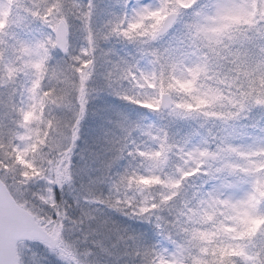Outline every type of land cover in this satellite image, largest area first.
I'll use <instances>...</instances> for the list:
<instances>
[{"label": "rangeland", "instance_id": "374dc122", "mask_svg": "<svg viewBox=\"0 0 264 264\" xmlns=\"http://www.w3.org/2000/svg\"><path fill=\"white\" fill-rule=\"evenodd\" d=\"M125 1L91 0L94 5L91 26L97 44L90 57L94 63L92 68L89 69L91 79L87 85V115L77 129L74 110L76 100L73 103V95L76 93V85L73 82L75 62L72 57L81 56V49L86 48L88 45L83 25L73 15V12L77 10L73 8V4L86 7L88 2L85 0H60L63 12L69 16V21L76 20L79 22V28L70 24L75 36L78 37L79 32L83 35L79 46L75 44L70 46L68 55L63 56L56 50L51 51L50 60L48 61V75L43 79L45 88L56 90V103L49 104L45 112V119L52 120L57 124V134L54 137L52 146L44 147V149L48 150L47 152L28 153L26 157H22V163L19 166L5 150H0V161L9 165L6 176L7 183L14 185L18 189L17 196L21 201V206L34 215L48 233L53 228L57 232L61 231V222L63 223V236L58 239L56 247L51 250L48 247H44L43 244L23 243L19 245L24 257V264H57V260L62 262V264H87V257L92 255L91 250L80 251L77 248V245L84 244L91 245L92 248L97 249L105 256H112L117 249L121 250L123 255L126 256L124 253L126 252L123 241L124 236L118 229L117 232H111L108 229L107 225L109 223L105 221L106 219L98 218L99 206L102 204L99 199V193L96 195H92V193L98 185H104L108 181L109 164L115 160L112 147L116 145V142H112V137L115 134H120L121 127L127 122H131L134 117H139L144 112L145 114L152 113L164 127L167 126L165 132L167 134L166 145L170 146V150L158 158L160 169L165 173L167 171L162 167L169 169L172 163L176 169L177 166L191 167V164L187 162V153L200 147H210L214 150L225 136V129L231 131L234 127L237 130V133L234 134V143L246 154L250 146H254L260 140H264V132L260 131V129L264 128V108L253 107L250 112L246 110L240 111L239 101L242 98L239 93H235V95H239L237 99L240 98V100L231 103V97L228 98L227 95H223L218 85L212 86L208 90L205 84L200 82L199 78L195 81L193 90L203 91L209 95L200 97L205 99V104L195 111L188 112L187 110L175 108L176 104L181 103L192 104L195 107L194 101L184 100V93L179 91L169 92L173 106L170 111L165 113L160 112L159 106L154 108H136L120 103L117 100L118 94L124 90V82L126 80L130 81L129 79H121L120 70L127 66H133L135 75L139 76V72L136 71V68L134 69L131 56H134L135 59L137 57L142 58V61L139 62V69L150 74L153 71L151 72L150 69L145 71L142 66L145 62L152 61L154 57L148 56L146 53L153 49H158L164 54V49L171 45L172 48L178 49V51L171 53L168 58L162 55L159 61L160 66L162 64L166 65L165 75L167 76V70H170L167 65H170L174 59L194 64L195 58L193 56L196 49V47L192 46L186 47L183 42L184 38L190 35L185 25L192 23V17L183 21L181 27L167 38L166 43L160 39L151 44L149 42L150 37L141 34H136L132 42L116 35H111L107 40H104L103 37L111 31V27L117 21L122 22V29L126 28L127 20L125 17L128 15ZM149 1H151V6L154 7L153 0ZM52 2L53 0H4L2 8L4 10H0V53H3L2 60H0V121L9 129H16L14 122L17 119V115L13 111V107L19 110L29 105L30 99L27 89L36 78V73L30 67H26L35 57L23 55L20 51V46L22 43L34 45L42 39L43 34L47 31L43 22L34 20L30 13L39 12L43 14L45 8ZM161 2L162 0H154V3L159 6ZM214 3L215 0H205L202 7L207 6L208 11L213 13L214 9L211 6ZM127 19L129 18L127 17ZM200 22L212 23V21ZM152 23L154 21L145 20L144 28L140 29L139 32H144ZM239 27L240 23L233 24L229 33L233 36V40L230 42L228 35H224L226 38L223 37L222 44L227 45L230 43L232 52L239 48L240 50L242 49V52H247L248 55L255 53V56L258 57V45L262 44L263 40L257 39L254 32L248 29L234 31L238 30ZM245 35L253 37V41H246L244 39ZM188 43H192V39ZM241 44H243L242 48ZM222 49L227 57H231L224 48ZM160 66L156 72L157 75H160ZM7 67L17 69L11 78L6 73L5 69ZM54 67L63 70L59 78H53L51 75V69ZM214 67L218 69L215 65ZM261 72H264V69L256 72V78H251L250 76L246 80L250 81L252 94L256 92V97L264 99V83L259 78ZM109 73H111V76H109ZM174 76L184 79L186 73L182 69L176 70ZM202 77L200 78L202 79ZM253 80H255L254 83L252 82ZM165 82L167 83V80ZM232 86L236 88L237 85ZM213 90L220 91L219 99L212 98L210 93ZM149 92L151 93V89ZM153 93L150 94V99L154 97L155 94L153 95ZM156 98L158 99V95ZM225 99H227V105L223 103ZM237 113L239 114L237 115ZM36 127L37 125L33 123L32 128L35 129ZM74 129L77 130V139L72 141L71 133ZM64 132L68 133L67 137L63 135ZM147 132L150 133V130L148 129ZM240 132H243L244 135H239ZM3 140L7 143L6 135ZM65 140L68 142V147L72 149L68 153L70 159L73 155V149L78 146V158L82 162V166L75 174L71 170L69 181L65 182L63 186H71L75 175L78 181H82L79 185L80 189L89 193V195L82 197V199H74L67 206L62 205L63 207L58 211L53 206L52 181L48 177L57 176L62 178L68 168V159L60 151L56 150ZM110 142L112 143L110 144ZM62 151L67 152V149ZM53 153L57 154L58 157L55 167L45 169L42 165L45 163L51 164L50 157ZM174 154L184 156V159L180 157V160L178 159L174 162L172 158L176 157L173 156ZM249 158L246 155V157L239 159L232 157V160L235 163L244 164ZM227 159V154H225L222 162H226ZM45 171L48 172V175H45ZM197 171L203 173V170ZM24 173L27 175L25 176ZM0 179H5V176L0 174ZM126 185L129 191L124 202L125 206L134 210L140 209V207L147 208L150 198L147 195L148 192H145V188L143 186L137 188V183H133V181L127 182ZM57 187L61 188L59 184H57ZM129 193H132V195H129ZM25 205L26 207H24ZM46 209H51L52 212L50 213ZM72 209H75V211L72 216H69L68 213ZM134 210H132L133 214L131 215L133 217H135ZM65 222L70 224L71 227L66 229ZM137 223H141V221ZM81 226H84L83 231H81ZM121 230L124 231V229ZM72 232L80 233L78 240L72 238ZM58 249H63L64 253L62 254ZM170 255V251L162 254L165 257ZM181 264H183L182 261Z\"/></svg>", "mask_w": 264, "mask_h": 264}, {"label": "snow or ice", "instance_id": "6c2138e0", "mask_svg": "<svg viewBox=\"0 0 264 264\" xmlns=\"http://www.w3.org/2000/svg\"><path fill=\"white\" fill-rule=\"evenodd\" d=\"M214 12L209 15L207 6H200L199 0H162L159 7L144 6L137 7L133 10L132 18L127 20L126 28L122 29V22L117 21L111 27V31L103 37L107 40L109 36L116 35L123 37L125 40L132 42L136 34L146 35L152 41L162 39L170 31H172L178 22L182 21L188 10H192V23L186 24L185 28L192 35V43L200 41L197 51L201 53V62L197 64H189L184 60H173L170 65L171 69L167 77H165V67L160 66L159 85L157 86V74L155 70L152 73H146L143 70L136 69L139 76L135 75L133 66H127L121 69V79H129L133 82H142L140 86L146 85L152 89L156 95L151 99L140 100L128 96L127 94H118L119 98L129 103L137 104L142 108H154L162 103V98L166 93L179 91L182 93H190L193 91L195 81L202 75H207L209 71H213V65L208 63L211 57L220 58V49L217 46L222 45L224 35H228L231 42L233 36L228 34V29L233 24H239L243 21L249 26V30L253 31L255 37L264 40V0H215L211 6ZM73 8L77 9L73 15L79 19L83 25L86 34L87 47L81 49V56L72 57L75 65L73 67V82L76 85L74 110L76 113L75 123L77 129L81 121L87 115L88 93L87 85L91 79V72L94 61L90 59L92 52L96 47V40L91 26V18L94 5L89 0L87 6L73 4ZM34 20L43 22L47 31L43 34L41 40L34 45L21 44L20 51L23 55L34 56L26 67H30L35 73L36 78L32 81L31 86L27 89L30 103L27 107L17 110V119L15 120L16 129H9L0 121V150H5L13 161L19 166L22 163L21 158L26 157L31 152H41L44 147H51L54 137L57 134V124L52 120L45 119V112L49 104L56 103V90L44 87L43 79L48 75V61L52 50H58L65 55L69 54L70 49V29L69 16L63 12V6L60 0L53 2L45 8L43 14L39 12L30 13ZM201 18L212 23H201ZM152 20L154 23L150 25L144 32L138 30L144 28V21ZM248 42L253 41V37L244 36ZM243 44H241V48ZM260 56L255 61V66L249 64L247 52H241L238 48L235 52L231 51V44L223 45L224 50L234 57L231 61L233 69L237 75L236 80L241 76L255 77L256 72L264 69V45H260ZM178 49L169 45L164 49V53L171 54ZM146 55L154 57L151 63H159L162 53L158 49H153ZM3 53H0L2 60ZM227 59V56L222 57ZM180 67L186 76L184 79L174 78L172 73L177 67ZM216 67L219 65L218 60L215 62ZM6 73L11 78L17 69L7 67ZM63 73L62 69L52 68L51 75L53 78H59ZM111 76V73H109ZM214 76L218 73L214 72ZM264 83V72L259 77ZM167 80V83H165ZM253 83L255 80L252 81ZM214 99L220 98V91H211ZM209 95V94H205ZM241 97L239 101L240 111H251L253 107L264 108V99L252 98L246 89L241 85ZM247 100V102H245ZM195 107L192 104H176V109L187 110L188 112L200 109L205 104V99L193 97ZM239 113H237L238 115ZM35 123L37 127L32 128ZM22 130V131H21ZM264 132V128L260 129ZM225 136L221 139L213 150L210 147L196 148L187 153V162L191 167L177 166V175L161 179L153 176L150 179L136 177L137 184L147 187L149 185H163L169 189V193L162 197L161 204L174 205L175 200L179 197L180 192L184 189L185 183L189 178L197 175V170H203V182L197 187V195L195 204L191 201H184L181 204L179 218L173 224L177 229V236L174 238L168 235L172 247L166 249L170 251L169 257L156 256L154 253L145 251L143 256L147 258V264H181L187 258L185 264H264V140H260L254 146H250L247 154L234 143V134L237 130L233 127L231 131L225 129ZM7 136V143L3 137ZM65 137L68 136L64 132ZM239 135H244L240 132ZM72 141L77 139V130L71 133ZM167 134L161 141L159 150L152 153L153 158H159L163 153L170 150V146L166 145ZM207 143V141H205ZM67 149V152H63ZM61 154L68 159V168L63 177L49 176L52 181L51 192L52 200L56 201L55 188L57 184L62 188L65 182L69 181L71 175V159L68 153L71 148L65 140L57 148ZM183 152V150H181ZM227 154V161H224ZM132 155V153H129ZM138 155L144 156V152ZM247 159L246 163L239 164L232 160V157ZM184 159V156H181ZM52 164L53 162L50 161ZM9 165L0 161V174L5 179H0V191L4 193L0 196V264H24V257L20 250L19 243L14 239L10 231V217H20L23 208L21 201L18 199V189L14 185L7 183V173ZM26 176L27 174L24 173ZM125 177L121 178V183L125 181ZM239 194V195H237ZM26 207V205L24 206ZM159 205L153 203V210ZM141 213L147 212L146 207H140ZM61 231L57 232L54 228L50 230L47 237H41L45 240L44 247L51 250L56 247L58 239L62 238L63 223L61 222ZM239 229V231H237ZM214 230V231H213ZM213 236H223L220 247L212 249L213 255L216 252L221 254L214 260L206 261L203 259L202 253H207L208 248L202 247L195 241H211ZM241 240L242 242L231 243L233 240ZM40 243V240L33 241ZM27 243V241H26ZM197 248V254H192V248ZM62 254L63 249H58ZM137 255H141L139 252ZM143 264V262H142Z\"/></svg>", "mask_w": 264, "mask_h": 264}, {"label": "trees", "instance_id": "16d2710c", "mask_svg": "<svg viewBox=\"0 0 264 264\" xmlns=\"http://www.w3.org/2000/svg\"><path fill=\"white\" fill-rule=\"evenodd\" d=\"M135 2L139 4L137 0H135ZM2 6L3 0H0V9ZM141 7H144V5H142ZM127 8L128 7H126V13L128 15L127 17L130 19L131 16L129 15ZM134 9L135 8H133V10ZM208 13L212 14V12L210 11H208ZM201 21L204 22L205 20L203 19ZM192 35H194V32L189 36L185 37L184 40L186 47H196L195 55L193 56L195 58V64L196 62H201V53L197 51V46L199 45L200 41L197 40L195 44L188 43L192 39ZM222 45L217 46L220 49V58L210 56L208 60V63L213 65V71H209L207 75H203V77L201 75L200 77H202V79L199 77V79L201 80L200 82L205 84V87L208 90H210L212 86L218 85V88L222 90L223 95H227L228 98L231 97V103L236 102V100H240V98L237 99V97L239 95L241 97L242 83L244 89L247 90L250 97L258 98L256 97V92L252 94L250 81H247L246 77L241 76L239 80L235 79L237 73L232 70L233 64L231 63L234 57L230 55L231 57L228 56L227 59H223L222 57L226 56V54L223 52ZM260 45H264V40L262 44L258 45V57L260 56ZM163 55L166 58L170 56V54L166 53H164ZM258 57L255 56V53L252 55H248L249 64L255 66L254 63ZM154 59L155 58H153V60ZM217 60L219 65L222 66L217 67L218 69L214 67L215 62ZM131 61L134 64V69H137L138 66H136V63L139 62L136 61L134 56H131ZM185 62L189 63L187 61ZM159 63H154L152 66L149 62H146L144 64L143 69L145 71L146 69H150L151 72L154 70L155 72H157L160 66ZM176 70H181V68L178 66ZM169 71H171V69L167 70V75ZM174 72L172 73V75L174 78H176L174 76ZM214 72L218 73V76H214ZM159 76L160 75H157L156 84H159ZM165 77L167 76L165 75ZM251 78L256 77L251 76ZM141 84L142 82L137 83L131 80H126L124 82L125 88L123 91H121L120 94H127L130 97L140 100L150 99L149 96L154 91L151 89L150 93V88H148L146 85L140 86ZM232 85L237 86L235 88ZM235 93H239V95H235ZM205 94L206 92L193 90L190 93H184V100H193V97L206 96ZM153 95L157 97L155 92L153 93ZM117 100H119L120 103L127 104L131 107H140L137 104L124 101L119 97ZM223 103L224 105H227V99L223 100ZM166 128L167 126L164 127V125L160 123L152 113L145 114L144 112L143 115L139 117H134L131 122H127V124L121 127V133L118 135L115 134L112 137V142H116V145L112 147V149L114 150L115 160L113 161V163L109 164V175L108 181L106 182L109 187V195L108 197L102 199L101 195L98 194L102 205H108L109 207L116 208V210L119 211L121 215H129V213H126L124 211V209H130L126 207L124 203L128 194L127 192L129 191L128 186L126 185L127 182H136V177L150 179L155 176L164 179L177 175V171L173 163L171 164V167L169 169L162 167L167 171L165 173L160 169L158 158L152 157V153L156 150H159L160 148L161 141L164 139L163 136L166 132ZM148 129L150 130V133L147 132ZM112 142H110V144ZM139 152H144L145 155L142 157L138 155ZM129 153H132V155H129ZM173 156H176L172 157L174 159V162H176L178 159L180 160L181 156H178L176 154H174ZM122 177L126 178L123 183H121ZM203 179V173H199V171H197L196 176L189 178V180L185 183L184 189L180 192L179 197L176 198L174 205L161 204L162 197L167 195L169 191L165 189L163 185H149L147 187L143 186L145 188V192H148L147 195L150 198V203L147 207L148 211L144 213H141L138 208L136 210L131 209L130 215L133 214L132 210H134L135 217L138 218V222L141 221V223H136L134 226L127 225L124 220L106 219L105 221L109 223L107 225L108 229L111 230V232H117L118 229L120 230V233L124 236L123 241L125 244L126 251L124 253L126 254V256L131 253L133 258H137L141 261V264L142 262L143 264H147V258L143 256V253L145 251L154 253V256L150 257L154 259L156 256H161L164 252H167L166 249H171L172 245L168 240V235L171 234L176 239L180 238L179 236H177V229L173 227V224L179 218L181 204L184 201H191V204H195L197 202L196 199H194L193 197L194 195L198 196L197 187L202 184ZM140 187L141 185L137 184V188ZM112 200L115 201L114 204L111 203ZM153 203L159 205V207L155 210H153ZM67 204L68 202L61 200L59 204H57V202L55 201L53 203V206L56 210L59 211V209L63 207L62 205L67 206ZM121 205L123 207H120ZM120 228L124 229V231ZM237 231H239V229H237ZM223 239V236H213L211 241H195L194 243L200 244L202 247L208 248V252L202 253L201 255L203 256L204 260L209 261L221 257V254L219 252H216L215 255H213L212 249L220 247V242ZM241 242L242 241L239 239L231 241V243L237 244ZM197 251V248H192L193 255L197 254ZM138 252L141 255L138 256ZM186 258L187 254L185 255V261ZM221 258L226 259V257ZM185 261H182V263L185 264Z\"/></svg>", "mask_w": 264, "mask_h": 264}, {"label": "clouds", "instance_id": "9594fccd", "mask_svg": "<svg viewBox=\"0 0 264 264\" xmlns=\"http://www.w3.org/2000/svg\"><path fill=\"white\" fill-rule=\"evenodd\" d=\"M145 2V0H139V4H137L135 2V0H129V4H128V8L127 11L129 13V15H132V9L133 8H137V7H141L143 5V3ZM205 2V0H199V4L200 6H202V4ZM153 6L154 5V0H153ZM192 17V10H188L185 14V16L182 18L181 22H178L175 26V28L170 31L166 37H163L161 40L162 42L166 43L167 42V38L170 37L172 34H174V32L176 31V29L181 27V23L183 21L188 20L189 18ZM69 23L73 26H75L76 28H79V22L76 20H70ZM82 33L79 32V36H75L72 28L70 29V36H69V42L70 45L75 44L76 46H79L81 41V37H82ZM59 55V53H57ZM73 103H75V95H73ZM91 106V105H90ZM78 148V146H77ZM73 149V155L71 157V170L73 171V173L75 174L78 169L82 166V162L79 160L78 158V150ZM43 151L47 152V149H43ZM57 154L53 153L50 157L51 161L53 162L52 164H43L42 167H44L45 169L49 168V167H55L56 164V160H57ZM45 175H48V172L45 171ZM82 181H78L75 178L74 175V180L71 186L69 185H65L63 186V188H55V192H56V202L57 204L60 203L61 200L68 202L69 204H71L73 202L74 199H82V197L89 195V193L83 191L82 189H80L79 185ZM97 193H99L101 195V198H105L108 197L109 195V187L107 184L104 185H98L96 187V190L92 193V195H96ZM129 195H132V193H129ZM112 204L115 203L114 200L111 201ZM100 207V212L97 214L99 219H119V220H124L126 222L127 225H131L134 226L137 222H138V218L137 217H133L130 215L131 209H124V211L126 213H129V215H121L119 211L116 210V208L114 207H109L108 205H101ZM120 207H123L122 205ZM47 211H49L50 213L52 212L51 209H46ZM75 211V209H72L69 211L68 215L72 216L73 212ZM65 226L66 229L71 227L70 224H68L67 222H65ZM84 230V226H81V231ZM72 238L74 240H78L80 237V233L77 232H72L71 233ZM78 250L80 251H87V250H91L92 255L87 257V264H141V261L137 258H133L131 253H129L127 256L123 255L122 251L117 249L112 256H105L104 254L100 253L97 249L92 248L91 245L88 244H84V245H77ZM57 264H62V262H60L59 260H57Z\"/></svg>", "mask_w": 264, "mask_h": 264}, {"label": "water", "instance_id": "95a60500", "mask_svg": "<svg viewBox=\"0 0 264 264\" xmlns=\"http://www.w3.org/2000/svg\"><path fill=\"white\" fill-rule=\"evenodd\" d=\"M87 1L89 2V0ZM171 106V99L168 94H165L162 98V103L159 104V107L162 111H167L171 108ZM3 195L4 193L0 191V196ZM10 231L18 243L26 241L34 243L33 241L40 240V243L38 244H44L45 240L41 239V237L48 236V233L34 218V216H32L24 208L19 218L16 216L10 217Z\"/></svg>", "mask_w": 264, "mask_h": 264}]
</instances>
